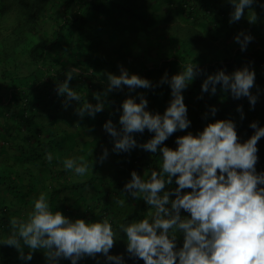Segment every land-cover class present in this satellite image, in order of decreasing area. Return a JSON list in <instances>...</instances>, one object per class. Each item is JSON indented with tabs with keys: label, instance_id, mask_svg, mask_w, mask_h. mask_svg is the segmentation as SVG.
<instances>
[{
	"label": "trees",
	"instance_id": "trees-1",
	"mask_svg": "<svg viewBox=\"0 0 264 264\" xmlns=\"http://www.w3.org/2000/svg\"><path fill=\"white\" fill-rule=\"evenodd\" d=\"M262 5L264 0L251 5L256 12L254 23L246 18L248 9L239 21L229 23L232 5L227 0H0V238L8 234L10 220L24 218L33 198L41 193L53 211L86 222L107 216L116 231L121 222L146 218L149 206L124 192L123 186L132 171L146 179L145 170H159L162 154L138 147L115 153L113 138L102 126L111 119L119 128L121 102L132 96L138 103V93L148 100L146 110L163 114L171 89L158 82L165 72L171 77L192 60L203 71L182 93L191 125L173 133L163 146L175 149L176 137L195 135L215 120H233L241 143L254 134L251 122L264 126ZM240 31L253 37L244 51L234 40ZM245 65L255 71L251 91L258 99L254 107L247 97L234 99L219 85L214 95L202 92L206 75L220 69L231 73ZM119 66L158 86L131 92L124 86L104 96L107 74L119 75ZM24 67L30 70L26 74ZM72 67H79L80 73L70 87L93 104L97 102L93 94H101L105 108L95 117H79L75 111L79 102L65 108L63 97L57 95L56 85ZM211 106L218 111L205 119ZM153 135L147 129L133 133L138 143ZM104 148L109 151L107 159L96 162ZM257 148L259 173L264 171V137ZM46 151L53 154L51 162L45 159ZM69 156L93 160V168L84 177H75L62 166ZM175 187L173 177L164 190ZM187 191L191 189L182 190ZM121 198L126 201L123 207L115 202ZM181 215L189 213L182 209ZM182 242L183 234L177 233V247ZM24 251H29L27 246ZM109 254L121 255L125 264H144L128 254L124 233ZM0 264H47V260L44 250L33 251L32 259L25 261L13 246L0 244ZM58 264L71 261L61 257ZM77 264L114 262L97 253L85 255Z\"/></svg>",
	"mask_w": 264,
	"mask_h": 264
},
{
	"label": "clouds",
	"instance_id": "clouds-1",
	"mask_svg": "<svg viewBox=\"0 0 264 264\" xmlns=\"http://www.w3.org/2000/svg\"><path fill=\"white\" fill-rule=\"evenodd\" d=\"M227 2L232 5L229 23L244 17L245 9H248L249 23L256 21L251 9L256 0ZM252 39V35L244 31L234 36L241 51L247 49ZM119 67V75L107 74L104 96L124 86L130 92L158 86ZM202 71L192 60L171 77L164 73L158 83L169 85L171 99L163 114L146 110L148 100L143 93H138V103L132 96L121 102L119 128L111 119L102 126L113 138L115 153L130 152L138 147L151 153L159 150L162 154L159 170H145L146 179L132 171L131 179L123 186L124 192L133 198H142L149 206L146 218L121 222L116 231L107 216L86 222L53 211L46 195L41 193L33 198L24 218L10 220L9 232L0 238V244L13 246L25 261L32 259L33 251L41 249L47 264H58L61 257L77 264L85 255L94 257L97 253L114 264H125L121 255L109 254L119 234L124 233L128 254L142 259L144 264H264V171L258 173L255 168L257 143L264 137V126L251 122L249 126L255 130L254 134L241 143L233 120H215L195 135L188 132L176 137L175 149L163 146L173 133L190 127L182 93ZM79 73V67L67 70L65 80L56 85L57 95L63 97L65 108L72 101L79 102L75 109L79 117L85 114L95 117L105 104L99 93L93 94L97 101L93 104L70 87L69 82ZM254 82L255 71L245 65L231 73L220 69L206 75L201 90L214 95L219 85L221 91L229 92L234 99L247 97L254 107L258 99L251 91ZM217 111L211 106L204 118L215 116ZM237 111L243 119L242 107L238 106ZM145 129L154 135L138 143L133 133H143ZM108 155V149L104 148L96 162L103 163ZM45 159L51 162L53 154L46 151ZM93 163L83 157L69 156L63 159L62 166L75 177H84ZM173 177L177 187L165 191V186L173 183ZM183 189L191 191L182 192ZM115 202L121 207L126 204L124 198ZM182 209L189 215L182 216ZM177 233L183 234L181 247H177ZM25 246L29 249L27 253Z\"/></svg>",
	"mask_w": 264,
	"mask_h": 264
},
{
	"label": "rangeland",
	"instance_id": "rangeland-1",
	"mask_svg": "<svg viewBox=\"0 0 264 264\" xmlns=\"http://www.w3.org/2000/svg\"><path fill=\"white\" fill-rule=\"evenodd\" d=\"M21 70L23 71V74H26V73H28L30 70H29V68H21Z\"/></svg>",
	"mask_w": 264,
	"mask_h": 264
},
{
	"label": "crops",
	"instance_id": "crops-1",
	"mask_svg": "<svg viewBox=\"0 0 264 264\" xmlns=\"http://www.w3.org/2000/svg\"><path fill=\"white\" fill-rule=\"evenodd\" d=\"M254 13H256L254 10H253Z\"/></svg>",
	"mask_w": 264,
	"mask_h": 264
}]
</instances>
